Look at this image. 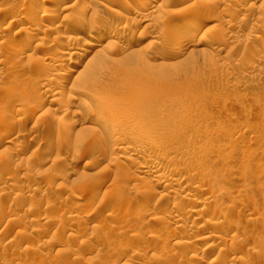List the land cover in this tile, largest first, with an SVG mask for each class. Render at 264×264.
<instances>
[{"label":"rangeland","instance_id":"obj_1","mask_svg":"<svg viewBox=\"0 0 264 264\" xmlns=\"http://www.w3.org/2000/svg\"><path fill=\"white\" fill-rule=\"evenodd\" d=\"M54 1L0 0V264H264V0H157L150 19L132 0ZM110 23L127 34L103 49L81 28ZM156 157L167 170L145 179Z\"/></svg>","mask_w":264,"mask_h":264},{"label":"bare ground","instance_id":"obj_2","mask_svg":"<svg viewBox=\"0 0 264 264\" xmlns=\"http://www.w3.org/2000/svg\"><path fill=\"white\" fill-rule=\"evenodd\" d=\"M114 1V0H113ZM145 1H147V0H132V6L135 8V7H143V9L144 10H146V12H145V14H146V16L150 19V16L151 15H153L154 14V10H155V3H157L158 1L157 0H150V4H148V6H147V3L145 2ZM56 4L55 5H57V6H59V7H62V6H64L65 5V2L66 1H63V0H55L54 1ZM68 2V1H67ZM128 2V1H127ZM126 2V3H127ZM255 2H256V0H255ZM24 3V2H23ZM129 3V2H128ZM247 3V2H246ZM97 4V3H96ZM95 4V5H96ZM31 5V4H30ZM57 6H56V8H57ZM72 6V5H71ZM89 6V5H88ZM87 6V7H88ZM91 6V5H90ZM98 6V5H97ZM251 6L253 7V5L251 4ZM259 6V5H258ZM262 6H263V4H262ZM22 7V6H21ZM25 7V6H24ZM66 7V6H65ZM92 7V6H91ZM95 7V6H94ZM99 7V6H98ZM139 7V8H140ZM261 7V6H260ZM248 8H250V7H248ZM59 9V8H58ZM64 9V8H63ZM92 9H94V8H92ZM47 10H48V12H47ZM54 10V9H53ZM53 10H51V11H49V9H46V7H45V9L42 11V14H44V13H50V12H53ZM96 10V9H95ZM82 12H84V11H82ZM92 12H94V10L92 11ZM223 12H225V11H223ZM41 13V12H40ZM57 13H59V11L58 12H56V14ZM85 13V12H84ZM189 13V12H188ZM50 14H52V13H50ZM49 14V15H50ZM37 15V14H36ZM54 15V14H53ZM145 16V17H146ZM53 17H56V16H53ZM52 17V18H53ZM58 17V16H57ZM56 17V18H57ZM33 18H34V16H33ZM46 18V17H45ZM35 19V18H34ZM33 19V20H34ZM152 19V18H151ZM54 20V19H53ZM19 21V20H18ZM207 21V20H206ZM38 22V21H37ZM50 22V21H49ZM119 22V21H118ZM11 23V22H10ZM18 23V22H17ZM32 23H34V22H32ZM35 23H36V20H35ZM79 23V22H78ZM81 23V22H80ZM120 23V22H119ZM204 23V22H203ZM54 24V23H53ZM42 26V25H41ZM44 26V25H43ZM42 26V27H43ZM53 26V25H52ZM56 26H58V25H56ZM79 27H80V25H78ZM36 27H37V25H36ZM47 27H49V26H46V28ZM73 27V26H72ZM75 27H76V29H78V27H77V25H75ZM120 27V26H119ZM38 28H41L40 27V25H39V27ZM44 28V27H43ZM81 28L84 30V32H86L85 34H87V37L89 38V39H92L94 42V47H96V45L101 49H103L105 46V48H108L109 46H107L108 44L107 43H105V44H103V43H101V41L103 40V39H105V38H109L110 36H113V35H115V36H117V37H124L127 33H126V31L124 32L122 29H120V28H118V26H117V23H116V25H114V24H111L110 23V25H102L101 27H99L98 28V30L97 31H94L93 30V28L92 29H90V27L89 28H87V27H82V25H81ZM81 28H79V29H81ZM146 28V27H145ZM144 28V29H145ZM191 28V27H190ZM52 28H51V25H50V29L49 30H51ZM56 29V28H55ZM147 29V28H146ZM162 29V28H161ZM172 29V28H171ZM219 29V28H218ZM22 30V29H21ZM35 30V27H27V28H25L24 27V31H25V33L24 34H26L27 36H28V34H32L33 32H35L34 31ZM42 30V29H41ZM46 30H48V29H46ZM167 30V29H166ZM170 30V29H169ZM188 30V29H187ZM190 30H192V29H190ZM190 30L189 31H187V32H190ZM220 30V29H219ZM45 31V30H44ZM51 31H54V28H53V30H51ZM79 31V30H78ZM81 31V30H80ZM144 31V30H143ZM171 32H173L172 30H170ZM169 31V32H170ZM200 31V26L199 27H197L196 26V28L194 29V30H192V33L190 34V36L191 35H193L194 36V34H197L198 32ZM218 31V30H217ZM38 32V31H37ZM224 32V31H223ZM223 32H219L218 31V33L220 34H218L219 36H222L223 37ZM52 33V32H51ZM77 33V32H76ZM133 33V32H132ZM174 33V32H173ZM227 33V32H226ZM225 33V34H226ZM33 35H34V33H33ZM54 37V36H53ZM112 38V37H111ZM228 38V37H227ZM230 38V37H229ZM24 40V39H23ZM25 40H27L26 38H25ZM31 40V39H30ZM80 40H81V38H80ZM28 41V40H27ZM24 42H26V41H24ZM95 42L97 43V44H95ZM107 42H109V41H107ZM28 44V43H27ZM107 44V45H106ZM147 45V44H146ZM146 45H144V47L146 46ZM24 46V45H23ZM10 47V46H9ZM83 46H82V43L81 44H79V43H74L72 46H71V48H70V54L69 55H71V56H74V55H78L79 54V52L83 49L82 48ZM27 50V49H26ZM14 51V50H13ZM100 51V50H99ZM19 52V51H18ZM21 52H22V50H21ZM20 53V52H19ZM88 53H90V51L88 52ZM17 54V53H16ZM24 54V53H23ZM68 57V56H67ZM67 57H66V59H67ZM61 58V57H60ZM69 60V63L71 64V63H73V62H75L73 59H71V57H70V59H68ZM65 61L66 60H63V58H61V59H58V61L54 64V66L55 67H60V66H62L64 63H65ZM20 66V65H19ZM81 66H82V61L80 62V61H78L77 63H76V65H72V66H70L69 67V69H68V71H67V74H65V76H63L61 79H60V81H58L59 82V86H60V88H61V86H66V84L68 83V82H70L71 80H72V78L73 77H75V76H78L79 75V73L81 72L80 70H81ZM14 67V66H13ZM18 69V68H17ZM42 71V70H41ZM42 73H44V72H42ZM46 73V72H45ZM44 73V74H45ZM34 74V73H33ZM40 75H41V72H40ZM40 75H38L37 77H39ZM35 76V75H34ZM42 76V75H41ZM44 76V77H43ZM42 77H43V79H41L42 81L43 80H46V79H44L45 78V76L46 75H43ZM47 78V77H46ZM93 78V75L92 74H90V73H88L87 74V76H86V78H85V80H90V79H92ZM35 79H37V78H35ZM39 79H40V77H39ZM38 79V80H39ZM38 80H36V81H38ZM40 81V80H39ZM44 83V82H43ZM47 83H48V80H47ZM39 84H40V82H39ZM42 84V83H41ZM40 84V85H41ZM46 84V82L43 84V86ZM48 85V84H47ZM58 86V85H57ZM15 87H16V84H15ZM14 88V87H13ZM41 88V87H40ZM59 88V87H58ZM13 90H15V89H13ZM18 90V89H17ZM9 91V90H8ZM59 92V91H58ZM9 94V96L12 94V91H11V93H10V91L8 92ZM14 93H15V91H14ZM18 93V92H17ZM7 94V93H6ZM56 94H58L57 92H56ZM55 94V95H56ZM16 95H19V94H16ZM12 96V95H11ZM13 98H15L14 96H12ZM59 97V96H58ZM56 98V97H55ZM9 99V98H8ZM7 99V100H8ZM44 102V101H43ZM43 102H41V98H39L35 103H34V107L31 109L32 110V112H31V110H30V113H31V115H30V117L31 116H33V115H37L44 107L43 106H45V105H43L42 103ZM102 114H103V111H101V110H97V111H91L90 110V116L89 117H91V118H96V120L99 118H101L102 117ZM39 115H41V114H39ZM89 115V114H88ZM12 118L11 119H14V116H11ZM28 119H29V116H28ZM104 119V118H103ZM17 123L18 122H16V121H14L13 123H11V124H9L8 126H10V125H12V127H8L9 129L8 130H6L3 134L5 135V136H7V137H10V138H8L7 140H6V144H8L9 145V143H12L13 142V138H12V136H10L11 134H12V132L15 130V128L17 127L16 125H17ZM106 123V122H105ZM16 126V127H15ZM12 128V129H11ZM15 142V141H14ZM60 143V142H59ZM15 145V144H14ZM47 151V150H46ZM143 151L147 154V155H153L154 153H155V150H154V148L153 147H148V146H144V149H143ZM137 153H138V151H137ZM138 155V154H137ZM140 156V155H139ZM155 160H153L154 162H146L144 165H143V171H141L143 174H145V179H147L146 178V175H147V177H149L148 175H151V176H154V177H159L158 176V174H160L159 172L161 171V173H164V172H166V170H167V166H164L163 165V163H161V162H158L157 160V157L156 158H154ZM131 160V159H130ZM134 160V159H133ZM171 171V170H170ZM161 175V174H160ZM168 175V174H167ZM162 176V175H161ZM173 176V175H172ZM171 176V177H172ZM165 177V176H164ZM153 178V177H152ZM170 178V177H169ZM159 179V178H158ZM179 179V178H178ZM178 179H174V180H178ZM133 180H134V178H133ZM141 180V179H140ZM147 181V180H146ZM150 181V180H149ZM166 181V180H165ZM173 181V180H172ZM171 181V182H172ZM147 183H149V182H147ZM151 183V182H150ZM167 184V183H166ZM175 184V183H174ZM196 186L197 185H195L194 183H191V182H189V183H185V185H184V188H192L193 190H194V188H196ZM152 187V186H151ZM150 187V188H151ZM149 190V189H148ZM153 191V190H152ZM148 193V192H147ZM167 194V197H168V193H166ZM176 194H178V193H176ZM146 195V194H145ZM187 195V194H186ZM142 196H144V195H142ZM166 196V195H165ZM170 196V195H169ZM172 196V195H171ZM179 196H182V195H178L177 197H179ZM188 196V195H187ZM166 197V198H167ZM174 197H176L175 195L173 196V198ZM185 197V196H184ZM158 198V197H157ZM160 198V197H159ZM164 199V200H167V199ZM170 198V197H169ZM168 198V199H169ZM182 198V197H181ZM92 199V198H91ZM144 199L147 201H152V200H154L155 199V197H154V194H153V192L152 193H150V195H147V196H145L144 197ZM184 199H186L187 201H189L190 200V198L188 199V198H184ZM192 199V198H191ZM158 201L160 200V201H162L161 200V198L160 199H157ZM185 200V201H186ZM200 200V199H199ZM179 201V202H178ZM178 201H174V215H175V212H181V214H182V212H184V210H186L187 208L186 207H188V206H186L187 204H186V202H183V203H181L180 201L181 200H179L178 199ZM168 202V201H167ZM52 203V202H51ZM165 203H166V201H165ZM164 203V204H165ZM141 204V203H140ZM143 204V203H142ZM149 204V203H148ZM186 204V205H185ZM190 205V204H189ZM194 205V204H193ZM200 205V204H199ZM204 205V204H203ZM55 206V205H54ZM145 206V205H144ZM150 206H151V204H150ZM162 206V205H161ZM169 205H167L166 207H168ZM191 207H193L192 205H191ZM190 207V208H191ZM161 208V207H160ZM164 208H165V205H164ZM186 208V209H185ZM189 208V207H188ZM57 209V208H56ZM60 209H62V208H60ZM60 209H59V211L57 210V212H59V213H54V215H53V217H52V221L51 222H56V220L57 219H60V218H62L61 217V214H60ZM64 209V208H63ZM110 209V208H109ZM112 209V208H111ZM150 209V208H149ZM162 209H163V207H162ZM196 209V208H195ZM213 210V209H212ZM147 211H149L148 209H147ZM163 211V210H162ZM187 211V210H186ZM186 211L184 212V213H186ZM146 212V211H145ZM164 212V211H163ZM193 212H195L196 213V211H194L193 210ZM200 212V211H199ZM139 213V212H138ZM141 213V212H140ZM139 213V214H140ZM167 213H169V212H167ZM188 213V212H187ZM186 213V214H187ZM138 214V215H139ZM145 214V213H144ZM143 214V217L146 215H144ZM170 214V213H169ZM172 214H173V212H172ZM200 214V213H199ZM209 214H210V217H213V215H214V212H209ZM63 215V214H62ZM188 215V214H187ZM216 215V214H215ZM87 216V215H86ZM140 216V215H139ZM183 216V215H182ZM209 216V215H208ZM51 217V216H50ZM102 217H104V216H102ZM142 217V216H141ZM163 217V216H162ZM191 217V216H190ZM189 217V218H190ZM193 217V216H192ZM216 218V217H215ZM162 219V218H161ZM180 219V218H179ZM105 217H104V219L103 218H101L99 221H98V223H99V225H100V223L102 224V226H107L108 224H106L105 225ZM166 219H164V221H165ZM186 220V219H185ZM216 220V219H215ZM108 221V220H107ZM167 221V220H166ZM212 221V220H211ZM208 222V221H207ZM207 222H205V223H207ZM220 222V221H219ZM103 223H104V225H103ZM116 223V222H115ZM201 224V223H200ZM208 224V223H207ZM207 224H205V225H207ZM184 225L185 224H179L178 226H176L175 227V229L177 228V229H181V228H183L184 227ZM195 225V224H194ZM202 225H203V223H202ZM219 225V224H218ZM97 226V225H96ZM101 226V227H102ZM213 226H215V225H213ZM100 227V226H99ZM99 227H98V229H99ZM194 227V226H193ZM193 227H191V228H193ZM196 227V226H195ZM194 227V228H195ZM203 227V226H202ZM201 227V225L200 226H198V227H196L197 229H201L202 228ZM207 226H205V228H206ZM59 228V227H58ZM58 228H56V229H58ZM108 228V227H107ZM190 228V227H189ZM104 229H105V227H104ZM55 230V229H54ZM183 230V229H182ZM191 230V229H190ZM204 230V229H203ZM206 230H207V228H206ZM110 231V230H109ZM114 231V230H113ZM177 231V230H176ZM199 231V230H198ZM112 232V231H111ZM167 232V231H166ZM173 232V231H172ZM172 232H170L171 234H172ZM212 232V231H211ZM174 233V232H173ZM186 233V232H185ZM193 233V232H192ZM201 233H202V231H201ZM206 233V232H205ZM110 234V233H109ZM183 234H184V232H183ZM169 235V234H168ZM175 235H178V234H175ZM184 235H186V234H184ZM193 235V234H192ZM192 235H187V236H185L184 238L186 239V241L188 242V241H190V240H193V236ZM208 235V234H207ZM212 235H214V234H212ZM197 236V235H196ZM153 237V236H152ZM169 237H171V236H169ZM183 237V236H182ZM215 237H216V235H215ZM118 238V237H117ZM120 238V237H119ZM138 238H139V236H138ZM137 238V239H138ZM157 238V237H156ZM162 238V237H161ZM172 238V237H171ZM199 238V237H198ZM217 238V237H216ZM170 239V238H169ZM173 239H174V237H173ZM202 239V238H201ZM200 239V240H201ZM207 239H209V238H207ZM182 240V239H181ZM196 240H199V239H197L196 238ZM195 240V241H196ZM204 240H205V238H204ZM131 241V240H130ZM173 241V240H172ZM194 241V240H193ZM192 241V242H193ZM201 241H203V240H201ZM181 242V241H180ZM197 242V241H196ZM200 242V241H199ZM130 243V242H129ZM128 243V244H129ZM133 243V242H132ZM181 243H183V240H182V242ZM188 243H190V242H188ZM126 244H127V242H126ZM176 244V243H175ZM191 244V243H190ZM193 244V243H192ZM182 245H184V244H182ZM189 245V244H188ZM190 246V245H189ZM212 246V245H211ZM124 247H126V246H124ZM165 248V247H164ZM124 249V248H123ZM127 249H129V247L127 248ZM169 249V248H168ZM124 251V250H123ZM171 251V250H170ZM173 251V250H172ZM195 251V250H194ZM126 252V251H125ZM189 252V251H188ZM191 252V251H190ZM196 254V253H195ZM176 257V256H175ZM176 260H177V258H176ZM183 261H185V260H183ZM181 263V262H180ZM183 264H184V262H182Z\"/></svg>","mask_w":264,"mask_h":264}]
</instances>
